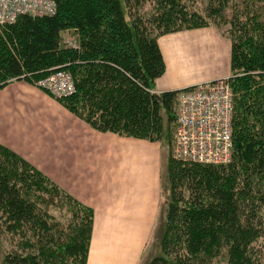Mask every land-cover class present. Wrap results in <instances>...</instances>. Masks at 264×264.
<instances>
[{
  "label": "trees",
  "instance_id": "1",
  "mask_svg": "<svg viewBox=\"0 0 264 264\" xmlns=\"http://www.w3.org/2000/svg\"><path fill=\"white\" fill-rule=\"evenodd\" d=\"M187 1L54 0L53 14L19 15L0 24V88L64 69L74 91L59 100L91 127L163 141L162 111L175 122L180 89L152 90L165 68L157 38L216 26L231 43V158L182 159L172 144L166 212L148 264H264V0H217L203 15ZM226 8L229 27L213 22ZM47 184L59 190L0 144V227L14 241L1 264H85L92 210L74 199L61 222L32 196Z\"/></svg>",
  "mask_w": 264,
  "mask_h": 264
},
{
  "label": "crops",
  "instance_id": "2",
  "mask_svg": "<svg viewBox=\"0 0 264 264\" xmlns=\"http://www.w3.org/2000/svg\"><path fill=\"white\" fill-rule=\"evenodd\" d=\"M69 33V32H66ZM153 91L230 75V39L215 26L168 32ZM0 143L95 210L88 264H133L161 197L159 144L98 131L25 80L0 89Z\"/></svg>",
  "mask_w": 264,
  "mask_h": 264
},
{
  "label": "built area",
  "instance_id": "3",
  "mask_svg": "<svg viewBox=\"0 0 264 264\" xmlns=\"http://www.w3.org/2000/svg\"><path fill=\"white\" fill-rule=\"evenodd\" d=\"M54 0H0V24L22 14L49 15ZM56 97L74 91L70 73L51 71L36 81ZM232 92L227 78L199 83L179 92L176 123V157L201 163H226L232 153Z\"/></svg>",
  "mask_w": 264,
  "mask_h": 264
},
{
  "label": "rangeland",
  "instance_id": "4",
  "mask_svg": "<svg viewBox=\"0 0 264 264\" xmlns=\"http://www.w3.org/2000/svg\"><path fill=\"white\" fill-rule=\"evenodd\" d=\"M235 1L238 2L239 0H230L229 5L231 3H234ZM187 3H188V6L190 9L196 10L201 15L205 14L207 7H209V6L217 7V5L219 4V3H217V0H212V1H210V0H188ZM230 14H231L230 8H226L225 11L222 13V15L216 16V20L213 22L222 23L221 25L229 27L228 18L230 17ZM210 26H213V25H210ZM62 37H63V39L65 38L66 41H68V42L72 41V36L70 33L63 32ZM207 82H209V81H207ZM31 84L35 85L36 87H38L42 90H44L50 96L57 99L61 103V101L59 100L60 99L59 97H56V95H54L52 92H50L47 89L39 86L37 84V82L31 83ZM180 91H181V89L179 90V92ZM179 92H178V96H179ZM177 102H178V97H177ZM62 105L65 108H67L64 104H62ZM175 110H177V104L175 106ZM70 112L73 113L72 111H70ZM73 114L75 116H77L75 113H73ZM77 117L80 118L79 116H77ZM162 122H163V133H164L163 141L149 140V141L157 142L159 144V151H160V158H161V160H160L161 197H160L159 205L157 207V219H156V223H155V221L153 223L151 234L144 237L142 248L139 251L138 259H137V261L135 260V262L133 264H148L149 259L154 254H156L158 252L157 233L159 230L160 222L165 217V212H166L165 209H166V203H167V197H168V182H167L168 156H169V152L172 148L173 143H174L173 149H175V147H176V135H175V133H176V123L175 122L176 121L172 122V123L168 122L167 114L162 111ZM109 132H111V131H109ZM115 134H117V133H115ZM121 136H124V135H121ZM130 137H133V136H130ZM143 139H145V138H143ZM167 139H169V141H167ZM146 140H148V139H146ZM20 157H22V156H20ZM22 158L24 160H26L24 157H22ZM26 161L29 162L28 160H26ZM30 164L32 166H34L37 170H39L41 173L46 175L49 178V181H52L59 188V190L56 191L50 184H47L44 187V189L36 188V191L34 192V194H32V196H34L35 199L38 200L39 202H41L45 207H47L52 212H54L56 215H58L61 222H67L66 220H67V217L70 213V210H72V207L75 206L73 203L74 199L79 201L81 204L89 207L92 210L91 229H90V236H89V241H88V248H87V255H86V262H85V264H88V256H89V252L91 249V245L93 243V231H94V226H95V210H94V208L91 205L84 203L82 200H80L77 196H75L70 191H67L63 186H61L58 182L54 181L50 176H48L45 172L40 170L38 167H36L32 163H30ZM65 193L69 194L70 197L65 195ZM13 246H14V241L11 239L10 234L8 232H5L3 230V228L0 227V264H1L2 258L4 256V254L6 253V251L10 250ZM215 263L218 264L219 263L218 260Z\"/></svg>",
  "mask_w": 264,
  "mask_h": 264
}]
</instances>
